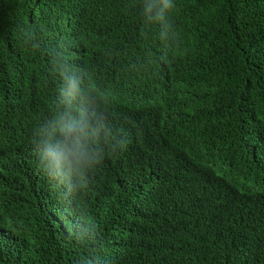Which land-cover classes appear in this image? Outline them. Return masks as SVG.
Segmentation results:
<instances>
[{
	"label": "trees",
	"instance_id": "16d2710c",
	"mask_svg": "<svg viewBox=\"0 0 264 264\" xmlns=\"http://www.w3.org/2000/svg\"><path fill=\"white\" fill-rule=\"evenodd\" d=\"M171 2L162 35L143 0H0V264H264V0ZM54 59L129 139L77 201L99 241L32 144Z\"/></svg>",
	"mask_w": 264,
	"mask_h": 264
},
{
	"label": "clouds",
	"instance_id": "9594fccd",
	"mask_svg": "<svg viewBox=\"0 0 264 264\" xmlns=\"http://www.w3.org/2000/svg\"><path fill=\"white\" fill-rule=\"evenodd\" d=\"M173 7L171 0H143L145 22L162 26L161 34L166 35L170 27L167 14ZM21 33L33 41L32 49L40 48L39 42H35L34 30L21 28ZM56 55L62 57L63 53L57 51ZM52 64L51 71L58 73L62 85L50 116L33 129L32 144L39 167L60 190V199L71 212L81 194L89 188L91 176L107 152L126 149L129 139L112 123L109 97L93 87V77L86 68H70L58 59ZM71 224L72 235L91 232L99 241L97 224L78 204Z\"/></svg>",
	"mask_w": 264,
	"mask_h": 264
}]
</instances>
